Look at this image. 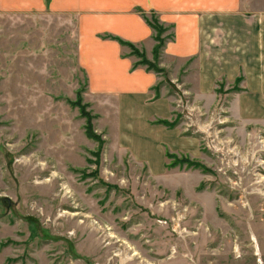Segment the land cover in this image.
Masks as SVG:
<instances>
[{
    "label": "rangeland",
    "instance_id": "1",
    "mask_svg": "<svg viewBox=\"0 0 264 264\" xmlns=\"http://www.w3.org/2000/svg\"><path fill=\"white\" fill-rule=\"evenodd\" d=\"M148 18L152 54H125L170 126L149 122L143 161L120 135L131 85L90 83L72 18L0 13V264H264V121L240 107L264 67L164 57Z\"/></svg>",
    "mask_w": 264,
    "mask_h": 264
},
{
    "label": "crops",
    "instance_id": "2",
    "mask_svg": "<svg viewBox=\"0 0 264 264\" xmlns=\"http://www.w3.org/2000/svg\"><path fill=\"white\" fill-rule=\"evenodd\" d=\"M257 1L264 0H0V13L72 18L78 36V62L90 83H130L133 117L120 120V135L124 141H132V144L123 141L127 147L133 145L135 150H144L142 160L147 161L144 160L149 159L145 150L161 147L160 143L150 141V131L158 128H151L149 122L153 118L165 120V113L145 114L142 109L145 96L142 82L131 77L142 70L134 68V60L125 54L127 46L117 40L131 43L151 55L156 42L154 31L145 17L153 13L174 33L173 41L164 49V57L180 59L199 55L210 67L216 62L218 66L224 62L230 64L238 57L244 60V63L238 62L239 67L247 68L257 76L260 68L264 67L260 62V53H264V6L260 12L251 6ZM216 36L221 38L215 40ZM242 79L243 75L239 74L235 82ZM252 84L249 89L252 105L243 103L240 107L249 110L254 106L258 111L256 117L263 122L264 95L255 88L259 85L264 87V78L255 77ZM138 125L149 132L143 133ZM159 130L166 138L170 133L164 128ZM159 150L156 151L160 159Z\"/></svg>",
    "mask_w": 264,
    "mask_h": 264
},
{
    "label": "trees",
    "instance_id": "3",
    "mask_svg": "<svg viewBox=\"0 0 264 264\" xmlns=\"http://www.w3.org/2000/svg\"><path fill=\"white\" fill-rule=\"evenodd\" d=\"M145 18H146V21L148 22V24L150 25V27L153 30H157L158 31V28L156 27L157 21H154V24H153L152 21H150L149 18H147V17H145ZM117 39L115 38V40H117ZM117 41H119L121 45L129 47L133 51H136L137 50L136 47L133 44H131V43L125 42V41H123L121 39H118ZM157 41H158L159 45H158V47L156 49V54L159 55L162 52V50L164 49V47H165V42L162 41V39H160V38H158ZM142 55H140L139 53H137V56H140V63H139V65L140 66H147V68L150 69V70H156V71H158L152 64H150L148 61H146L145 58ZM135 67H136V65H134V68ZM159 122H160V124H163L165 126H168L169 125V124L166 123L167 121H165V120H161ZM89 123H90V121H89ZM168 156L171 157V156H174V155H169L168 154ZM172 165H174V164H172Z\"/></svg>",
    "mask_w": 264,
    "mask_h": 264
},
{
    "label": "bare ground",
    "instance_id": "4",
    "mask_svg": "<svg viewBox=\"0 0 264 264\" xmlns=\"http://www.w3.org/2000/svg\"><path fill=\"white\" fill-rule=\"evenodd\" d=\"M63 214H67L66 212H64ZM131 259V258H130Z\"/></svg>",
    "mask_w": 264,
    "mask_h": 264
}]
</instances>
